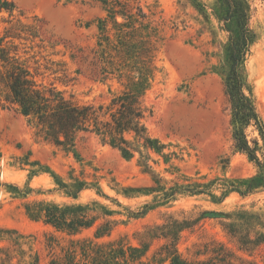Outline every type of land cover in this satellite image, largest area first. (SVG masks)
I'll list each match as a JSON object with an SVG mask.
<instances>
[{
	"label": "rangeland",
	"instance_id": "obj_1",
	"mask_svg": "<svg viewBox=\"0 0 264 264\" xmlns=\"http://www.w3.org/2000/svg\"><path fill=\"white\" fill-rule=\"evenodd\" d=\"M14 1L18 7L14 16L0 13V38L20 25L27 26L28 30L33 28L31 32L38 38L27 34L23 35L29 38L27 41L15 40V43L21 52H29L27 57L36 56L31 67L40 68L37 76L40 83L54 84L85 104L107 103L111 93L120 90L115 79L96 80L93 71L81 61V56H87L97 47L98 20L109 15L102 3ZM247 1L251 7L249 26L255 41L242 72L251 87L260 123L252 121L244 131L249 145L263 159L264 0ZM129 2L130 8L140 7L146 14L148 29L143 35L149 34L155 47L157 71L146 97L154 116L148 120V127L152 136L166 146L163 154H171L170 158L152 155L151 165L162 179L161 186L170 189L176 184H212L216 188L214 195L219 197L217 188H221V181L256 176L257 165L234 148L233 115L225 81L231 67L229 36L237 32V22L228 18L227 7L220 0ZM118 21L123 19L118 17ZM71 54L78 56L76 61L71 59ZM77 150L76 156L36 138L34 129L21 113L15 108H0V231L4 232L0 234H5V239H0V249L4 250L0 252V264L8 253L14 258V264H19L22 258L25 262L21 264H29L30 255L34 254L40 256L41 264H48L52 257L61 256V249L71 245L72 238L67 234L27 216L26 206L42 201L59 205L97 201L115 212L107 218L116 224L112 236L105 240L137 247H142L139 237L145 228L165 223L168 214L196 219L204 212H214L218 215H209L181 234L180 252L193 259L199 247L216 241L230 251L234 264H264V244L247 251L229 233L236 225L241 227L239 214L264 217V189L246 197L232 193L223 202L207 195H177L158 207L154 202L157 194H149L151 188L157 187L155 178L139 165V156L126 160L96 136L81 138ZM77 179L94 189L83 191L80 199L74 200L60 190L57 180L72 184ZM96 188H101L110 199L99 196ZM128 188L140 192L126 197L123 190ZM147 204L151 209L147 214L131 215V212H142ZM259 230L256 228L255 232ZM15 232L18 235L11 239L9 235ZM94 232L95 228L80 237H92ZM19 235L24 239H19L21 245H16ZM49 240L55 243L53 251L48 247ZM165 243L163 239L154 241L142 259L143 264H161L158 253Z\"/></svg>",
	"mask_w": 264,
	"mask_h": 264
},
{
	"label": "trees",
	"instance_id": "obj_2",
	"mask_svg": "<svg viewBox=\"0 0 264 264\" xmlns=\"http://www.w3.org/2000/svg\"><path fill=\"white\" fill-rule=\"evenodd\" d=\"M90 1L102 3L109 15L98 20L97 47L87 56H81V61L93 71L96 80L104 82L115 79L120 90L112 92L107 103L85 104L59 90L54 84L40 83L37 80L40 68L33 70L31 67V61L36 56L27 57L29 52H21L19 45L15 43V40L29 39L23 35L29 34L33 39L38 36L31 32L33 28L28 30L27 26L20 25L14 28V32L8 30L0 38V108H15L27 119L36 138L76 156L78 141L85 136H96L103 144L118 150L126 160L139 156V165L155 178L157 187L151 188L149 194H157L154 202L158 207L165 205V200H174L177 195H207L217 202H223L232 193L246 197L258 189H264V157L261 159L257 150L249 145L244 131V127L250 122L260 123L251 87L242 72L255 41V35L249 26V2L220 0L227 7L228 18L237 22V32H231L229 36L231 67L225 81L233 115L234 148L237 152L246 154L257 165L259 173L245 180L221 181V188H217L221 196L218 197L214 195L216 188H212V184H176L170 189L161 186L162 179L154 171L151 162H154L153 154L164 155L166 146L152 136L148 127V120L154 116V109L147 103L146 97L152 88L157 69L153 40L149 38V34L143 35L148 29L147 16L140 7L130 8L129 0ZM17 9L14 0H0V13L7 12L12 17ZM118 17L123 21L119 22ZM77 58L76 54H71L73 61ZM261 136L264 140L263 128ZM164 157L170 158L171 154ZM57 185L67 197L74 200L80 199L83 191L94 189L92 185L78 179L72 184L57 180ZM95 190L99 196L110 199L101 188ZM136 192L140 190H123L126 197ZM117 204L121 206L118 202ZM142 209V212H131V215L141 217L151 210L149 204ZM25 210L31 220L42 221L56 232L72 238L71 245L61 249V256L52 257L48 264H143L142 259L146 257L152 243L159 239L166 241L158 253L161 264H234L230 251L216 241L201 245L193 259L184 256L179 250L181 234L193 229L209 215H218L214 212H204L196 219L168 214L165 223L145 228L139 237L142 247H137L122 241L105 240L112 236L116 224L114 220L107 218L112 217L115 212L97 201L62 205L42 201L28 204ZM238 218L242 221L239 223L241 227L236 225L229 233L237 238L241 247L249 251L264 244V217L245 213L239 214ZM254 224L256 225L252 227ZM94 228L92 237H80L85 231ZM256 228L261 230L255 232ZM15 235H18L17 232L9 237L13 239ZM18 237L15 243L21 245L18 241L24 238L20 235ZM0 239H5V234H0ZM54 245V241H48V247L52 251ZM203 247L205 251L201 252ZM3 251L0 249V252ZM21 254L25 256L24 252ZM5 255L2 264H14L11 253ZM202 256L207 257L201 259ZM23 262L24 258L19 260V264ZM29 264H41L40 256L30 255Z\"/></svg>",
	"mask_w": 264,
	"mask_h": 264
}]
</instances>
